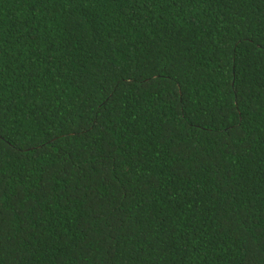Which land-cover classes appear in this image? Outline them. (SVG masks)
I'll return each instance as SVG.
<instances>
[{
	"label": "trees",
	"instance_id": "1",
	"mask_svg": "<svg viewBox=\"0 0 264 264\" xmlns=\"http://www.w3.org/2000/svg\"><path fill=\"white\" fill-rule=\"evenodd\" d=\"M0 186V264H264V0H0Z\"/></svg>",
	"mask_w": 264,
	"mask_h": 264
},
{
	"label": "snow or ice",
	"instance_id": "2",
	"mask_svg": "<svg viewBox=\"0 0 264 264\" xmlns=\"http://www.w3.org/2000/svg\"><path fill=\"white\" fill-rule=\"evenodd\" d=\"M0 188H2V186H0ZM4 191H6V189L0 190V196H3ZM20 198L22 199L23 197Z\"/></svg>",
	"mask_w": 264,
	"mask_h": 264
}]
</instances>
